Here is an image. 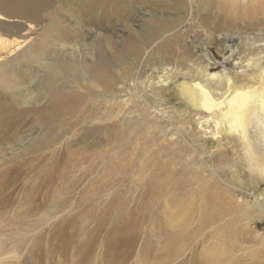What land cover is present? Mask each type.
I'll list each match as a JSON object with an SVG mask.
<instances>
[{
    "label": "rangeland",
    "instance_id": "obj_1",
    "mask_svg": "<svg viewBox=\"0 0 264 264\" xmlns=\"http://www.w3.org/2000/svg\"><path fill=\"white\" fill-rule=\"evenodd\" d=\"M50 1L52 21L47 12L22 21L0 7V43L8 47L6 53L0 50V132L10 145L27 143L17 160L28 172L11 195L18 198L25 186L34 188L36 203L43 205L35 217L44 223L26 235L24 246L9 241L12 253L4 261L36 262L30 245L46 235L48 254L54 256L41 262L52 264L116 259L131 264H264V139L258 127L249 125L254 149L246 153L243 133L234 129L239 116L232 112L212 118L217 137L205 135L207 115L188 91L195 80L212 84L205 71L227 74L235 87L259 85L261 64L255 60L248 66L245 60L256 58L264 47V0H89L85 8L78 0ZM17 38L26 39L19 50ZM72 44L88 50L81 47L75 58L68 50L60 52ZM164 70L169 91L163 90L165 101L158 104L166 111L162 114L150 108L151 97L142 100L136 92L144 88L139 81L156 82ZM137 81L138 88L132 89ZM156 85L153 91L160 90ZM111 93L117 102L128 99L129 104L105 107ZM25 100L30 103L23 107ZM128 138L135 144L124 146L119 156L138 161L115 174L111 151L117 153ZM53 151L64 152L63 158L38 162L35 157ZM91 160L104 166L101 181L111 174L98 198V188L89 191V182L72 184L78 168ZM56 164L65 165L66 172L55 193L59 201L43 202L44 179L36 174L46 172L43 165L49 174ZM56 205L67 211L52 221L49 211L59 210ZM216 208L226 213L228 224L214 223ZM247 208L250 214H242ZM83 231L89 233L88 244L69 245L64 248L68 256H61L63 239H85ZM126 253L131 255L127 261Z\"/></svg>",
    "mask_w": 264,
    "mask_h": 264
},
{
    "label": "bare ground",
    "instance_id": "obj_2",
    "mask_svg": "<svg viewBox=\"0 0 264 264\" xmlns=\"http://www.w3.org/2000/svg\"><path fill=\"white\" fill-rule=\"evenodd\" d=\"M242 1H246V0H242ZM78 2L80 3V5L84 6V8L90 3L89 0H78ZM94 2L96 3L95 0ZM258 3L261 4L263 3V1L260 0ZM0 7L2 9H6V13L8 14L7 15L8 17L19 18V19H22V21L23 20L28 21L31 19L32 15L37 14V13H45V12L48 13V17L51 18V21H52V18L55 17V15L53 14V10H51L52 7H51L50 0H7L6 2L5 0L4 1L0 0ZM50 10H51V14L49 16ZM18 26L22 27V24H19ZM67 26H69V24ZM27 27H29V25ZM27 27H25V29L27 30V33H28L30 30L27 29ZM69 27L73 28L72 26H69ZM74 29L77 30L78 28H74ZM77 31L79 32L80 30H77ZM96 32L100 34V31L97 30ZM25 40L26 39L19 40V38H17V40L14 41L16 44L17 50H19L23 46V44L26 42ZM5 45L6 43H0V50L6 53V49L8 47H6ZM67 46L68 45H64L63 47L59 48V50L60 52L68 50V53L70 54V58H75L76 53L80 52L81 47H85V46L75 47L76 45L73 46V44L70 45V47H67ZM85 50H88V49L86 48L83 51ZM11 52L7 51L8 54H12ZM22 52H19L18 54L20 55V53ZM255 56L257 59L251 57V58H247L245 61H247L248 66L253 65L252 63L256 62L255 60H257L256 64L258 65L261 64V67L259 70V76H260L259 85H252V86L246 85L244 87H235L232 79L229 78L227 74L219 73V72L209 73L205 71L203 73V76H206V78L210 80L212 84L210 86L208 85L205 86L201 81L195 80L193 84L191 85V90L188 88L189 93L191 91L195 95L199 108H201L205 112V115H207V118L205 120L206 121L205 126L202 127L205 135L217 137L218 130H217V126L213 123V119H212L213 117L219 116L220 114L221 115L226 114L227 112H232V114H237L239 116V119L237 122L234 123V129L238 130L239 128V130L242 131L243 140H244L243 141L244 150L248 154L253 152L251 151V147H252L251 139H250L251 137L248 136V128H249L248 126L249 125L252 124L255 127H258V129L260 130L259 137L264 139V47H262V50L257 51L255 53ZM9 62L4 61V64H7ZM9 71L12 72L11 69ZM165 71L166 70L161 72L162 75L158 76L159 80L156 82H154L153 80L150 81V79H147L146 81H139V85L142 84L144 88L136 92L137 94L140 95V98L142 100H147V95L151 97L154 101V104H151L150 108H152L153 111L162 113V114H165L166 111L162 110V106L158 104L165 101L166 92L163 90L167 88V90L169 91V87H166L165 85V83H167L168 81L167 79L169 78L168 75L166 76L163 75ZM155 84H157L156 85L157 87H160L159 88L160 90L158 91L152 90V87ZM133 88L134 89L138 88V81L136 83L135 82L133 83L132 89ZM121 92L122 91L119 90L116 93H121ZM116 99H117V96L114 93H111L110 95H106L105 97L106 102H104V106L105 107H107V105L112 106L113 102L117 103V106H120L122 104V107L124 105L129 104L128 99L127 100L125 99L124 101L120 100L119 102H117ZM155 101L157 103H155ZM29 103L30 102H27V100H25L22 103V106L25 107ZM109 111L111 112L112 110L110 109ZM128 114L131 115L132 111L128 112ZM2 121H3V117L0 116V125ZM125 128L126 127H124L123 125L121 129L123 130V132H121L122 134H124ZM0 131H2L1 126H0ZM14 134H15V131L13 132L11 131L9 135L12 136ZM0 136H1V139H0V232L8 231V232H12L16 234V237L11 236L7 238H3L2 235L0 234L1 235L0 236V264H16V263L4 261L7 258V254L12 253V250L9 249L7 245L9 244V241H10V242H13L16 246H19V247L24 246L25 245L24 238L26 237V235H28L31 231H36L40 229L44 225V223L40 220V218L35 217L36 214L42 211L43 205L41 203L40 204L36 203L37 199L34 198L35 194H33L34 188L27 189L25 185H24L25 188L22 189L23 191L22 193H20L18 198H13V195H11L12 192L20 188V185L25 181L26 172H28L26 170L28 168L25 167V163L21 162L20 160H17L19 158V154H21L22 149L25 150L26 147L24 146L27 143L20 144V145L15 143L17 146L15 144L10 145V143L8 142L9 138L6 134H3L0 132ZM171 138L173 139L175 138V136L172 135ZM128 139H130V141L127 142L126 145L122 143L117 153L114 150L111 151L112 152L111 160H110V164L109 163L108 164L116 166L113 169V172L115 174H120V173L124 174L127 164L134 165L135 161L136 162L138 161V160H133L131 157H129L127 160L125 159V157H121L122 158L121 159L119 156L120 151L125 152L124 146L131 148L130 145L135 144V141H133L132 138H128ZM28 140L33 142L31 138ZM106 144H110V143H106ZM35 152L37 153V151ZM129 153L131 154L133 152H129ZM63 155H64V152L53 151L46 158L41 153L35 155V157L37 156L38 162H42L45 159L51 158V157L63 158ZM250 156H251L250 163L256 167L257 163L254 162L256 160H253L252 155ZM105 157L109 158V155L108 156L106 155ZM261 161H264V160H261ZM35 163L36 161L33 160L31 161V164L29 166L33 167ZM42 167L46 168V172L44 173L46 174L49 171V169L45 165H43ZM103 167L102 166L99 167L98 164L94 163V160H91L89 164L78 168L76 174L74 175V179L72 180L73 182L72 184H83L85 182H89L88 190L93 191L94 188L95 189L98 188V193L96 196L97 198L100 197V195L104 193V186L105 184H107L105 182L111 179V174L108 173L107 176H110V179L101 181L103 178H105V172L103 171ZM64 168H65V165L61 166L59 164H56L55 170H53L49 174L44 175L41 172H37L36 177L37 178L43 177L44 180L42 181L45 186L44 192L39 193L41 201L43 202L47 201L49 203H53L54 201H56L57 203L59 201V199L55 198V193L60 190V187H59L60 179L59 178L62 175L64 176L66 174V172H64ZM106 169H108V167ZM67 171H69V169ZM90 177H92L93 179L89 181V179H91ZM110 192L111 191L109 190L107 193L109 194ZM88 193L90 192L87 191L85 195L87 196ZM257 197L261 198V195H257ZM89 200L91 201L90 198ZM91 202L92 204H94V201H91ZM146 204L143 207L145 209H148V205ZM259 206L262 209L263 205L261 204V201H260ZM4 207H9V209L5 210ZM54 207H58L59 210L49 211L50 212L49 218L52 221L59 217V214L61 213V211H64V212L67 211V208L64 205L62 206L56 205ZM11 212L13 213L11 214ZM129 213L132 217L135 215V212L133 209H131ZM242 214L244 215L250 214L248 212V208L245 209L242 212ZM225 217H226V213H224L222 210L217 209V208L214 210V215H213V218L215 220L214 223H216L217 220H224L222 223L228 224L227 223L228 218L225 219ZM50 219H47V221H49ZM52 231L53 230H51L50 234L52 233ZM84 233L87 236V238L79 240V241H77L78 239L73 240L72 237L69 239L64 238L63 242L66 244V246L61 247V249H59V253L61 254V256L64 254L66 257L68 256L64 248L68 247L69 245L74 246V247L84 248L88 244V239H89V236L87 235L89 234L88 231ZM145 233L146 232L143 231V235ZM56 235H58V233ZM95 235H96L95 232L90 234L91 237H94ZM131 237L135 239L136 234L132 235ZM44 238H46V235L41 236L36 241H35V238L33 239L35 248L34 246L30 245V249L35 250L33 254H36L37 256L35 258L36 262H28V263H31V264H52L53 263V262H41V260H43L45 257H47L48 259L54 256L53 252H49L48 254L49 244L46 243V239ZM148 238L145 241L146 243L148 242L147 241ZM41 246H44L45 248H42ZM129 256L131 257L129 253H126V255L124 256V259L127 261L128 259H130ZM131 263L132 262H119L117 259H116V262H113V260H110L109 262H74V264H131ZM134 263H137V262H134ZM148 263L152 264V262H148ZM168 263L170 262H156V264H168Z\"/></svg>",
    "mask_w": 264,
    "mask_h": 264
}]
</instances>
